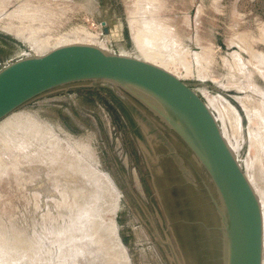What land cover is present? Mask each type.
Returning <instances> with one entry per match:
<instances>
[{"label":"water","instance_id":"water-1","mask_svg":"<svg viewBox=\"0 0 264 264\" xmlns=\"http://www.w3.org/2000/svg\"><path fill=\"white\" fill-rule=\"evenodd\" d=\"M259 200L163 68L69 43L0 68V264H261Z\"/></svg>","mask_w":264,"mask_h":264},{"label":"rangeland","instance_id":"rangeland-1","mask_svg":"<svg viewBox=\"0 0 264 264\" xmlns=\"http://www.w3.org/2000/svg\"><path fill=\"white\" fill-rule=\"evenodd\" d=\"M150 1L146 0L147 3L144 2L143 4L151 3L150 5L148 4L149 7L155 6L154 8L156 9L152 8L148 13H144V11H138L137 6L141 4L139 0H0V20L14 15L11 19L16 25L21 24L26 27L25 25L27 24L33 28L40 25V29L36 30H39V32L36 34L33 32L31 35L33 37L39 36L38 38H43L44 35L47 37L48 35V38L50 36L51 45L55 44L53 40L58 36L60 37V39L58 37L59 40H67L65 42L80 41L82 40L81 38L87 41L95 37L97 39H95V42H103L108 52L139 59H143L141 58L143 53L137 47L134 39L133 41L131 39L133 37L130 36L132 34L129 31L130 20L132 18L144 19L148 15V17H154L164 25L167 24L166 27H169L170 34L172 33L174 40L171 38L173 42L171 40L168 47H165L166 43L159 46L161 50L165 47L164 50L166 52L164 50V53L161 50L160 52L168 60L170 58L168 61L169 68L203 102H207L206 94H211L212 96H217L218 94V96L221 95V98H226L224 100L230 102L239 114L240 127L238 126V130H240L239 133L237 130L233 136L229 125L223 123L220 119H217V122L223 132L225 129L226 133H224L227 135L230 147L261 202V213L264 216V166L262 167L264 164H262V160L264 159L258 158L257 154L259 155V153L255 151L251 154V158L249 157L246 161L250 144L248 129L252 125H249L242 106L247 104V100L248 103L264 101V78L259 73L258 63L256 62L260 57V59L264 60V0ZM134 10L136 11L135 13L133 12ZM20 12H27V16L30 17L26 15L18 16ZM150 12L151 15L149 14ZM31 15H33L34 20H32ZM38 16L40 19H37L39 18ZM44 16H47L45 17L46 19H44ZM25 18H27V21ZM28 18L32 21L28 20ZM48 18H50L49 22L51 23H48ZM40 20L44 23L40 24ZM29 22H31V25ZM44 24L48 28L44 27ZM27 33H30V31L27 30ZM73 34L75 35L73 36ZM63 36L65 38L68 36V38L64 39ZM34 50L27 41L0 30V68L16 59L37 54ZM177 52L181 54L178 55ZM201 52H209V58L207 60L203 58L204 60L202 61L200 59L202 57L199 56ZM250 52H254V55L252 54V56ZM176 54L178 57H176ZM256 54L259 56L257 59L256 57L251 58L256 56ZM237 57L238 59H236ZM253 62L256 66H252ZM201 66L206 69L204 73L202 72L204 67L202 68ZM200 68L202 70H199ZM235 96H238V98L245 96L240 98L243 103L236 99ZM213 113L215 115V112Z\"/></svg>","mask_w":264,"mask_h":264},{"label":"bare ground","instance_id":"bare-ground-1","mask_svg":"<svg viewBox=\"0 0 264 264\" xmlns=\"http://www.w3.org/2000/svg\"><path fill=\"white\" fill-rule=\"evenodd\" d=\"M140 2H141V4H139V6H137L138 7V11L140 10L141 12L142 11H144V13L145 12H149L150 11V9H152V8H154L155 6H152V8H151V6L149 7V5L151 4H147V5H145V4H143L144 2L145 3H147L146 2V0H139ZM153 0H151L150 2H152ZM138 2V1H137ZM155 2H156V0H155ZM158 3V2H157ZM156 3V4H157ZM135 5V4H134ZM140 5H141V7H140ZM157 7V6H156ZM159 8V7H158ZM154 9H156V8H154ZM135 10H137V9H135ZM133 11L134 13L136 12V11ZM18 11H19V9H18ZM137 11V12H138ZM151 11H155V10H151ZM157 11H158V9H157ZM13 12V11H12ZM132 12V11H131ZM141 12H139L140 14H141ZM129 13V12H128ZM146 13V14H147ZM30 14V13H29ZM34 14V13H33ZM130 14V13H129ZM128 14V15H129ZM150 15H151V12L149 13ZM24 16V15H26L27 16V12L26 13H23V12H20V14L18 15V16ZM131 15V14H130ZM5 16V15H4ZM14 16V15H13ZM12 15H11V17H13ZM33 15H31V17H32ZM40 16V15H39ZM38 16V17H39ZM136 16V15H135ZM6 17H8V16H6ZM11 17H9V18H7V19H4V20H0V30H2V31H4V32H6V33H8V34H11V35H13L14 37H17V38H19V39H21V40H24V41H27L29 44H30V46L32 47V48H34L35 50L34 51H36L37 52V55L38 54H41V53H44V52H47V51H49V50H51V49H53V48H55V47H58V46H61V45H65V44H69V43H87V44H93V45H96V46H98L99 48H101V49H103V50H105V51H107L106 50V46L103 44V42H101V41H97V42H95L97 39L94 37V39H88L87 41H85V40H83L84 38H81L82 40H80V41H75V42H65V41H67V40H64V41H62V40H59L60 39V37H59V39H58V37H56L55 38V40H53L54 42L53 43H55V44H53V45H51V42H50V36H49V38H48V35H47V37H45V35H44V37L43 38H38L37 36H35V34L37 33V32H39V30L38 31H36L37 29H40L39 28V26L38 27H35V28H33L32 26H28L27 24L25 25L26 27H23L24 25H16L13 21H12V19H11ZM27 17H30V16H27ZM34 17H35V15H34ZM41 17V16H40ZM40 17L39 18H37V19H40ZM45 17H47V16H44V19H46ZM50 17H52V16H50ZM146 17V18H145ZM144 17V19H131L130 20V30L129 31H131V34L132 35H130V36H132L133 38H131L132 39V41H133V39H134V41H135V43H136V45H137V47L140 49V51L143 53L142 55H143V57H141V58H143V59H141V60H144V61H146V62H149V63H152V64H154V65H157V66H159V67H161V68H163L164 70H166V71H168L169 73H171L172 75H174L175 77H177V75H176V73L175 72H173L170 68H169V60H170V58H169V60L167 59V58H165V56L163 55V53H164V49H165V47H168L169 45H170V41L173 39V36L170 34V30H169V27L167 26L166 27V25H164L162 22H160V21H158V20H156L154 17H148V15L147 16H145ZM148 17V18H147ZM1 18V17H0ZM15 18V17H14ZM22 18V17H21ZM53 18V17H52ZM141 18V17H140ZM17 19V18H16ZM24 19V18H23ZM22 19V20H23ZM26 19V21H27V18H25ZM49 19L50 18H48L47 19V21H48V23H51V22H49ZM28 20H31V19H29L28 18ZM32 20H34V18L32 17ZM31 20V21H32ZM36 20V19H35ZM19 21V20H18ZM41 21V20H40ZM46 21V22H47ZM34 22V21H33ZM37 22H38V20H37ZM43 21H41L40 22V24L42 23ZM20 23V22H19ZM22 23V22H21ZM30 23V25H31V22H29ZM44 23V22H43ZM42 23V24H43ZM128 23H129V20H128ZM45 26L44 27H47L46 26V24H44ZM30 27H32V28H30ZM43 27V28H44ZM42 28V27H41ZM48 28V27H47ZM50 28V27H49ZM260 29H261V27H260ZM27 30H29L30 31V33H27ZM41 30H43V29H41ZM46 30V29H45ZM36 31V32H35ZM44 31V30H43ZM46 31H48V30H46ZM35 33L34 34V36L35 37H33L32 35H31V33ZM41 32V31H40ZM80 32V31H79ZM86 32V31H85ZM263 32H264V30H263ZM83 34H85V33H83ZM50 35V34H49ZM75 34H73V36H74ZM262 35V34H261ZM72 36V37H73ZM84 36V35H83ZM90 36V35H89ZM94 36V35H93ZM172 36V37H171ZM264 36V35H263ZM41 37V36H40ZM54 37V36H53ZM52 37V38H53ZM64 37V36H63ZM63 37H61L62 39H63ZM77 37V36H76ZM78 37H79V35H78ZM77 37V38H78ZM92 37V36H91ZM66 38H68V36L66 37ZM65 37H64V39H66ZM172 38V39H171ZM174 38H175V36H174ZM71 39V38H70ZM96 39V40H95ZM262 39V38H261ZM174 40V39H173ZM173 40H172V42H173ZM176 40V39H175ZM60 41H62V42H60ZM68 41H70V40H68ZM262 41H263V39H262ZM171 42V43H172ZM175 42V41H174ZM135 43H134V45H135ZM166 43V46L164 47V51L163 50H161V48H160V46L159 45H161L162 46V44H165ZM167 43H169V44H167ZM247 47V46H246ZM160 48V49H159ZM163 48V47H162ZM170 48V47H169ZM249 48H251V47H249ZM171 49V48H170ZM245 49H247V48H245ZM160 50L161 51H163V53H161L160 52ZM169 50V49H168ZM174 50V49H173ZM207 50V49H206ZM179 51V50H178ZM201 51V50H200ZM199 51V52H200ZM247 51V50H246ZM166 52V51H165ZM184 52V51H183ZM248 52V51H247ZM169 53V52H168ZM178 53V55L179 54H181V53H179V52H177ZM209 53V52H208ZM208 53H203V52H201L200 53V57H202V58H200V59H202V61L204 60L203 58H205L206 60H207V58H209V56L210 55H208ZM251 53V55L253 54L254 55V52L252 53V52H250ZM261 53V52H260ZM36 54V53H35ZM171 54V53H170ZM196 54H198V53H196ZM262 54V53H261ZM165 55H167V54H165ZM177 55V54H176ZM178 55L176 56V57H178ZM184 55V54H183ZM187 55V54H186ZM195 55V54H194ZM252 55V56H253ZM188 56H189V53H188ZM193 56V55H192ZM199 56H197V57H199ZM237 56V55H236ZM173 57H175V56H173ZM186 57V56H185ZM256 57V59L259 57L258 56V54H256V56H254V57H251V58H255ZM251 58H250V60H251ZM261 58V57H260ZM260 58H258V60H256V62L258 63L257 64V67H258V69H259V73H261V75H262V78H264V60H262V59H260ZM179 60H180V58H178ZM235 59V58H234ZM236 59H238V57L236 58ZM173 60V59H172ZM196 60V59H195ZM199 60V59H198ZM249 60V61H250ZM186 62V61H185ZM255 62V61H254ZM254 62H253V64H252V66L253 65H255L254 64ZM174 63V62H173ZM189 63V62H188ZM191 63V62H190ZM198 63H199V61H198ZM249 63V62H248ZM187 64V63H186ZM185 64V65H186ZM206 64V63H205ZM237 64V63H236ZM172 65V64H171ZM190 65V64H189ZM202 65V64H201ZM242 65H243V63H242ZM256 66V65H255ZM175 67V66H174ZM187 67V66H186ZM202 67V66H201ZM204 67V66H203ZM202 67V68H203ZM182 68H183V66H182ZM188 69H190L189 67H187ZM256 68V67H255ZM173 69V68H172ZM184 69V68H183ZM187 70V69H186ZM199 70H202L201 68L199 69ZM198 70V71H199ZM206 69H205V67H204V70L202 71L203 73H204V71H205ZM188 72V71H187ZM200 72V71H199ZM192 73V72H191ZM190 73V74H191ZM206 73V72H205ZM201 74V73H200ZM179 75V74H178ZM184 75V74H183ZM186 75H188V74H186ZM207 76V75H206ZM205 76V77H206ZM199 77V76H198ZM203 77V76H202ZM204 77V78H205ZM262 93H263V91H262ZM221 95H219L218 96V94H217V96L216 95H214V96H212L211 94L209 95V94H206V99H207V102L205 103L206 104V106L209 108V110L213 113V112H215V115H214V113H213V115H214V117H215V119L217 120V119H220V121H222L223 123H226L227 125H229V127H230V130H231V133H232V136H233V134L238 130V126H239V114L237 113V111L235 110V107H233L231 104H230V102H228L227 100H224V99H226V98H221L220 97ZM236 97V99H238L240 102H242L243 103V101H241L240 100V98L242 97H245V96H241L240 98H238V96H235ZM235 99V98H234ZM245 99H247V98H245ZM237 100V101H238ZM246 101V100H245ZM252 101V100H251ZM253 103H248V100H247V104H243L242 106H243V108H244V111H245V115H246V117H247V119H248V121H249V125L251 124L252 126H249V129H248V132H249V137H250V144H249V153H247V155H248V157L246 158V161L249 159V157L251 156V154H253L255 151H257L258 153H259V155L257 154V156H258V158L260 157V159H264V101H260V102H254V101H252ZM242 108V107H241ZM243 110V109H242ZM219 121V120H218ZM247 121V120H246ZM248 124V123H247ZM240 127V126H239ZM240 130V129H239ZM239 130H238V133H239ZM221 132H222V134H223V136H224V138L226 139V141H227V143H228V145L230 146V142H229V140H228V138H227V135L225 134L226 133V131H225V129H224V132L222 131V129H221ZM230 133V134H231ZM235 135V134H234ZM240 135V134H239ZM236 136H237V134H236ZM236 136H234V137H236ZM249 143V142H248ZM254 155H256V154H254ZM256 157V156H255ZM251 158V157H250ZM264 160H262V164L264 163L263 162ZM264 166V164L262 165V167ZM246 175V174H245ZM246 177H247V175H246ZM247 179L249 180V178L247 177ZM249 182H250V180H249ZM250 184H251V182H250ZM252 186V185H251ZM255 192V191H254ZM256 196H257V194H256ZM257 198H258V196H257ZM258 200H259V198H258ZM259 203H260V208H262L261 207V202L259 201ZM262 211V210H261ZM264 218V216H263V214H262V226H263V219ZM264 234V233H263ZM261 264H264V240L262 241V255H261Z\"/></svg>","mask_w":264,"mask_h":264}]
</instances>
